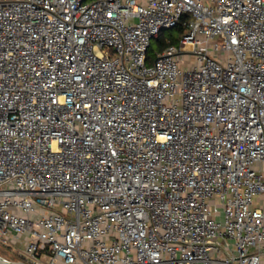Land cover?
I'll return each mask as SVG.
<instances>
[{"label":"built area","instance_id":"2783aa9c","mask_svg":"<svg viewBox=\"0 0 264 264\" xmlns=\"http://www.w3.org/2000/svg\"><path fill=\"white\" fill-rule=\"evenodd\" d=\"M0 243L264 264V0H0Z\"/></svg>","mask_w":264,"mask_h":264},{"label":"rangeland","instance_id":"374dc122","mask_svg":"<svg viewBox=\"0 0 264 264\" xmlns=\"http://www.w3.org/2000/svg\"><path fill=\"white\" fill-rule=\"evenodd\" d=\"M182 36V34H180L178 32V30L176 28H173V29H166V30H162L159 34V37L158 38H154L151 40V48L149 50V54L153 57H155V55L157 54L158 52V46H159V42L161 40H179L180 37ZM189 61V57L186 55L185 58H184V62L183 63H186ZM210 205H215V206H219L218 202L217 201H211L209 202ZM6 261H9L13 264H20V263H24L23 259L18 255V252L15 250V251H12L11 249H8L6 246L2 245L0 243V263L1 264H9L7 263ZM41 262L42 263H47L48 262V259L43 257L41 259Z\"/></svg>","mask_w":264,"mask_h":264},{"label":"trees","instance_id":"16d2710c","mask_svg":"<svg viewBox=\"0 0 264 264\" xmlns=\"http://www.w3.org/2000/svg\"><path fill=\"white\" fill-rule=\"evenodd\" d=\"M174 28H176L180 34H182L185 31V28L183 26H181V25L176 26ZM171 29H173V28H171ZM177 42H178L177 40H167V41L161 40L159 42L158 51L164 50L166 47H168L171 44H177ZM147 58H148V60H147L148 61V64H151L155 57L151 56L149 54V52H148V57Z\"/></svg>","mask_w":264,"mask_h":264},{"label":"water","instance_id":"95a60500","mask_svg":"<svg viewBox=\"0 0 264 264\" xmlns=\"http://www.w3.org/2000/svg\"><path fill=\"white\" fill-rule=\"evenodd\" d=\"M2 258V257H1ZM3 259V258H2ZM3 260H5V259H3ZM6 261V260H5ZM7 263H9V264H13V263H11V262H9V261H6Z\"/></svg>","mask_w":264,"mask_h":264},{"label":"bare ground","instance_id":"6f19581e","mask_svg":"<svg viewBox=\"0 0 264 264\" xmlns=\"http://www.w3.org/2000/svg\"><path fill=\"white\" fill-rule=\"evenodd\" d=\"M1 264V263H0Z\"/></svg>","mask_w":264,"mask_h":264}]
</instances>
